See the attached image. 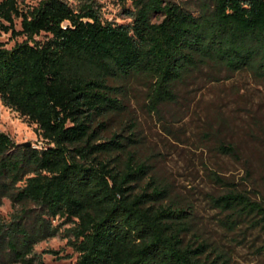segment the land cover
<instances>
[{"label": "trees", "instance_id": "obj_1", "mask_svg": "<svg viewBox=\"0 0 264 264\" xmlns=\"http://www.w3.org/2000/svg\"><path fill=\"white\" fill-rule=\"evenodd\" d=\"M127 14L130 23L119 25L102 20L92 0L75 8L0 1V33L23 38L11 48L0 43V101L35 124L43 142L24 147L0 132V206L7 199L12 208L0 219V264H43L42 255L58 252L34 247L60 233L74 264H219L208 261L205 244L185 243L186 211L159 203L157 187L139 188L146 168L126 151L131 139L103 136L108 117L123 110L110 82L144 80L156 112L175 101L178 82L208 64L264 77V0H203L196 12L132 0ZM213 204L258 216L264 228V204L242 193Z\"/></svg>", "mask_w": 264, "mask_h": 264}, {"label": "rangeland", "instance_id": "obj_2", "mask_svg": "<svg viewBox=\"0 0 264 264\" xmlns=\"http://www.w3.org/2000/svg\"><path fill=\"white\" fill-rule=\"evenodd\" d=\"M1 1V0H0ZM41 0H18L20 6H35ZM73 8L82 0H65ZM196 12L203 0H169ZM104 21L128 24L132 0H92ZM162 14L153 15L158 22ZM20 20H15L19 29ZM44 35L37 39H43ZM22 37L0 33V43L11 48ZM119 88L123 110L108 117L103 136L122 134L131 140L126 151L143 164L146 175L139 188L162 191L159 203L187 213L185 243L206 245L208 261L219 264H264V228L258 216L221 210L213 199L233 191L264 204V77L249 70L232 72L208 64L192 72L175 87L176 99L148 110V85L140 78L111 81ZM0 132L16 144H43L36 125L0 101ZM220 145L235 148L223 154ZM12 208L3 199L0 219ZM56 223V221L54 222ZM66 226H62L61 230ZM43 264H74L76 253L63 234L34 247ZM66 256V257H64Z\"/></svg>", "mask_w": 264, "mask_h": 264}, {"label": "water", "instance_id": "obj_3", "mask_svg": "<svg viewBox=\"0 0 264 264\" xmlns=\"http://www.w3.org/2000/svg\"><path fill=\"white\" fill-rule=\"evenodd\" d=\"M21 145L24 146V147H31L32 143L31 142H24Z\"/></svg>", "mask_w": 264, "mask_h": 264}, {"label": "built area", "instance_id": "obj_4", "mask_svg": "<svg viewBox=\"0 0 264 264\" xmlns=\"http://www.w3.org/2000/svg\"><path fill=\"white\" fill-rule=\"evenodd\" d=\"M43 146V144H41L40 146H33L34 148L40 149Z\"/></svg>", "mask_w": 264, "mask_h": 264}]
</instances>
